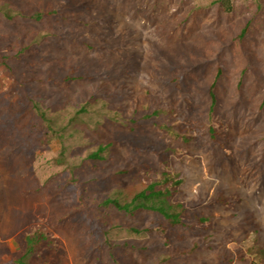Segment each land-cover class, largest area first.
I'll return each mask as SVG.
<instances>
[{"label":"rangeland","instance_id":"1","mask_svg":"<svg viewBox=\"0 0 264 264\" xmlns=\"http://www.w3.org/2000/svg\"><path fill=\"white\" fill-rule=\"evenodd\" d=\"M14 1L0 0L12 12L20 9ZM29 2L34 11L55 0ZM82 2L79 22L100 35L91 49L81 36H50L47 20L0 14V55L15 73L24 63L6 45L36 32L48 35L37 51L45 76L67 75L66 63L84 68L61 88L47 78L14 83L0 64V264L18 250V234L36 224L59 246L46 264H264V0ZM38 93L62 134L44 148L27 144L33 118L22 108ZM81 104L87 112L74 116ZM209 119L228 128L217 139L204 127ZM107 144L104 160H89ZM156 153L181 179L176 200L198 202L191 212L211 221L209 229L177 230L179 250L168 261L160 237L129 230L144 227L148 215L102 205L112 191L137 183L121 170L155 164ZM219 196L236 199L224 206Z\"/></svg>","mask_w":264,"mask_h":264},{"label":"trees","instance_id":"2","mask_svg":"<svg viewBox=\"0 0 264 264\" xmlns=\"http://www.w3.org/2000/svg\"><path fill=\"white\" fill-rule=\"evenodd\" d=\"M14 1V0H13ZM11 0V2H13ZM83 0H55V3L44 5L38 10L33 11V6L29 0H15V3L20 4V9L12 12L9 7V2H0V14L9 21L16 20V18H32L36 23H43L48 21L46 29L51 33L50 36L61 38L64 32L73 34L74 36L82 37V44L87 48H95L96 45L91 43L93 37L100 36L99 33L92 30V23L85 25L86 21L79 22L76 10H82ZM221 1V0H220ZM91 11V9H88ZM89 11L86 12L87 16H91ZM95 10L92 14H95ZM32 13V14H31ZM102 19L94 18V22L101 21ZM77 22L84 25V31L79 32L80 27L77 26ZM28 25V23H27ZM246 28V27H245ZM245 32V30L243 31ZM12 32H4V35H10ZM48 35L41 34V32L32 33L29 35H19L17 41L13 44L8 43L9 49H12L13 53L10 57H16L24 63V70L20 73H15L9 63H7L5 54L0 55V64L4 70H8L10 77L14 83L25 84L28 82H42L47 78L51 81L52 85H61L66 88L69 87V81L75 80L74 76H71L73 72L78 70H84V68L78 67L77 64L73 65L66 63L63 68L68 69L67 75H59L56 73H50L44 75L42 70H39L36 65L43 60V57L37 54L40 44H45L44 38ZM64 38V37H63ZM71 40V38H69ZM0 40H3L0 34ZM1 51V48H0ZM36 67V68H35ZM95 68H90L88 71L95 73ZM25 73H27L25 75ZM19 74V75H18ZM26 76V77H24ZM77 76V75H75ZM84 76V75H83ZM215 82H213L209 88V96L211 104L209 107V114L213 118L214 106L216 103V97L213 92ZM42 94L38 93L36 96L29 95L28 100L22 105L26 114H29L33 118V124L27 129L26 142L30 146H40L41 148L47 147L55 136L59 138L60 129L53 122L48 113L46 103L41 99ZM42 100V101H41ZM44 103V104H43ZM86 103H88L86 101ZM85 103V104H86ZM80 109L75 111L76 113H86V105L81 104ZM72 117H70V120ZM40 122L44 123L40 125ZM210 122V119H209ZM204 121V127L208 128L207 131L210 137L217 139V133H223L228 128L226 125L219 123V127L215 128L216 122ZM39 124L36 126V124ZM62 131V130H61ZM171 136L181 137L180 133H172L169 130ZM223 135V134H222ZM110 144L106 146H99L97 150L91 152L88 155L89 160L97 162L104 160L105 156L103 152L108 148ZM180 148H176L175 151L180 152ZM62 157V156H61ZM155 164L147 162H136L131 168L123 169L121 171L124 174L129 172L134 173L137 176V183L128 190H116L112 191L109 196L103 200L102 205L112 206L118 211L130 216L136 217L138 214L148 215L145 226L141 229L136 225L129 228L132 233H148L156 234L161 238L162 244L169 253L165 251V258L176 256L179 247L173 245L179 240L177 230L185 229L191 232L194 229H209L211 221L208 217L199 216L198 213L191 212L192 209L197 207L198 202H184L176 200V194L181 184V179H178L176 174L173 173L172 167L167 158L156 153ZM92 162V163H93ZM118 173L116 172L115 175ZM235 197L219 196L215 200L216 202L224 206H232ZM101 204L94 205L95 208H99ZM181 240V239H180ZM18 250L14 253H9V264H46L48 262V253H58L59 246L56 239L51 232L40 224L30 225L22 230L17 237ZM182 254H191L198 245L194 244L193 247H182ZM184 252V253H183ZM169 254V255H167ZM241 261H245L243 257H239ZM163 260V261H164ZM231 261V259H229ZM52 259L50 258V264ZM257 262V261H256ZM182 263H184L182 261Z\"/></svg>","mask_w":264,"mask_h":264}]
</instances>
